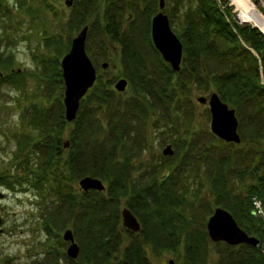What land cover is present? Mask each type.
<instances>
[{
  "label": "trees",
  "instance_id": "obj_1",
  "mask_svg": "<svg viewBox=\"0 0 264 264\" xmlns=\"http://www.w3.org/2000/svg\"><path fill=\"white\" fill-rule=\"evenodd\" d=\"M4 1L0 0V10L6 6ZM104 1L106 4L103 33L110 41H118L121 44L122 62L126 67L127 77L140 86L145 94L151 96V103L149 102L151 106L161 105L164 113L162 116L169 117L167 104L169 99L176 98L177 94L181 96V91L183 92L187 85L189 87L190 84L195 83L199 86L203 85L202 88L206 91H216L224 102L236 110L240 121L239 129L242 128L243 118L245 116L250 118V123L255 127L254 136L247 138L245 135L238 144L225 143L226 141L219 139L233 146H239L250 140L249 150L243 157L244 161L247 158L249 160L246 169L242 172L249 180L245 196L242 199L237 197L233 189L228 187L227 174L221 173L225 169L223 162L226 157L218 158L217 164L212 162L209 168L212 165L217 167L213 168L209 179L211 189L213 188L218 198L216 199L218 207L230 211L241 228L263 242L264 222L255 216L250 207L251 197L254 194L264 201V84L260 78V67L262 66L264 70V34L252 25L238 23L233 15L227 14V12L233 13L231 9L228 8L227 12L220 10L215 0H172L174 4L169 13L171 21L175 19L179 8L186 6V26L183 32L185 35H181V40L184 42L182 68L174 71L153 44L147 23L144 28L135 20L131 23L132 27L121 30L128 9L127 1ZM154 1L151 0L153 5ZM99 5L100 2L97 0H76L77 7L71 14L70 26L87 25L88 17ZM92 26L89 29V37L90 30L91 32L94 30ZM136 39L144 44V48H149L156 59L154 65L149 64L147 52L135 43ZM199 55L204 57L203 68L188 70L189 61L195 62V59H199ZM11 63L10 59L4 58L0 53V67H8ZM185 71H189V75H183ZM204 71H206V81L203 76ZM59 80L63 82L61 76ZM8 82L15 84L17 81L9 77ZM104 87L105 84L98 76L86 104L81 105L78 116L73 121L76 126L69 131L70 134L64 141L65 126L67 123H73L65 119L64 106L61 104L56 123L54 119L45 117L46 111L43 109L40 111L42 117H39L37 115L39 110L36 108L30 123L35 127H42V124H45L42 127L45 140L39 142L27 137L24 147L32 144L33 151L38 149L42 153L34 185L39 189L42 181L48 179L54 180L53 184L57 185L56 188L51 186V189L58 193L59 198L53 212L61 214L70 211L72 218H79L80 223L82 222L79 229L75 227L74 230L81 240L80 257L94 264H148L145 244L150 243L152 239L155 247L161 243L170 246L175 236L174 226H185L186 221H182L177 216L180 204L184 202L183 196H179L178 188L185 187L182 175L191 160L183 159L175 167L173 164L168 165L169 172L166 170L162 180H158L155 175L147 180L133 176L132 156L139 149L140 141L134 138L135 141L130 142V135L134 131H138L137 137L141 135V125H144L142 118L147 115V106L142 105L137 99L117 105L111 98L114 90H106ZM84 98L82 101L85 100ZM103 108H105V121L100 115ZM131 123H135L132 128ZM40 136L42 137L43 134ZM67 139L70 140L71 148L67 152V157H63L61 145L64 146ZM193 140L194 142L189 141L184 147L192 149L196 143L195 138ZM174 144L177 145V142L175 141ZM160 165L165 166L164 163ZM67 170L69 173L66 175ZM88 175L107 180L109 185H106L105 191L109 195L104 196V191L97 190L83 191L81 195H75L69 188L68 181ZM0 182L7 184L8 187H12L14 183L9 175L0 178ZM120 196H128L126 203L142 225L139 232L126 230L132 240L124 245V248H122L124 239L119 230L118 204L122 200ZM177 218L178 223H176ZM187 239L194 240V243L189 244L188 249L193 254L188 255V264H206L205 254L199 251L201 242L191 238L189 234ZM261 244L252 246L225 243L227 249L222 252L220 264H264ZM64 255L68 262H76V259Z\"/></svg>",
  "mask_w": 264,
  "mask_h": 264
},
{
  "label": "rangeland",
  "instance_id": "obj_2",
  "mask_svg": "<svg viewBox=\"0 0 264 264\" xmlns=\"http://www.w3.org/2000/svg\"><path fill=\"white\" fill-rule=\"evenodd\" d=\"M69 1L71 4H68ZM126 1L128 9L122 21L121 30L132 27L131 23L136 20L144 28L147 23L151 34L152 18L161 10L159 0H155L154 5L151 0ZM97 2H100L99 7L87 19L89 29L93 25L94 30L92 32L90 30L91 36L88 35L86 48L97 67L98 76L101 77L106 90H114L111 98L117 105L137 99L142 102V105L147 106V115L142 118L144 125L140 127L141 135L137 137L138 131L130 135V142L135 139L140 141L139 149L132 156L134 161L132 175L144 180L155 175L158 180H162L166 170L169 172L168 165L173 164L175 167L183 159L191 160L182 175L185 187L178 188L179 196H183L185 203L180 204L177 216L187 222H185V229L180 225L174 226L175 236L170 246L161 243L155 247L154 240L150 239V243L145 244L148 264H170L171 261L173 264H188V255L193 254L188 249L189 244L194 243V240L187 239L188 234L199 243L201 242L199 251L205 254L206 264H220L222 252L227 249L225 242H214L207 230L209 217L218 207L216 202L218 198L213 188L211 189L209 179V174L217 165L209 167L213 161L217 164L221 156L226 157L223 162L225 169L221 173L227 174L228 187H231L235 195L242 199L249 182L242 172L248 165V158L244 161L243 157L249 150L250 140L239 146L228 145L225 144L227 142L220 141V138L212 132L210 108L197 100L198 96L212 92L204 90L203 85L199 86L195 83L190 84L189 87L187 85L186 89L181 91V96L177 94L176 98L169 99L171 102H167L169 117L162 116L164 113L161 105L159 104L160 107L151 106V96L145 94L140 86L127 77L126 67L122 62L121 44L118 41H110L109 37L103 33L106 2L104 0H97ZM226 2L227 4L225 2L219 4L216 1L220 10L227 12L229 8L232 12L233 6L230 7V2L227 0ZM173 4L172 0H166V8L163 11L168 16ZM4 5H6L5 8L0 10V53L12 63L8 67H0V178L9 175L14 183L12 187H8L7 184L0 182V192L4 193V197L0 198V215L4 219V232L0 234V264H94L80 257L81 250L76 262L71 263L66 260L64 254L67 255L70 242L63 239V233L68 228H72L73 231L75 227L79 229L82 222L80 223L79 218H72L70 211L61 214L53 212L59 198L58 193L52 190L51 186L56 188L57 185L53 184L52 179L42 181L39 189L34 185L42 153L38 149L33 151L32 144L24 147L27 137L39 142L45 140V133H42V127L45 124H42V127H35L30 123L36 108L39 110L37 114L39 117H42L40 111L43 109L46 111L45 117L54 119L56 123L61 104L64 106L65 85L64 80L62 83L59 80V76L63 79L61 60L70 50L72 39L83 28L70 26L71 14L77 7L76 0H5ZM185 7L179 8L173 22L169 16L172 29L180 40L181 35H185L183 33L186 26ZM227 14L233 15L234 18L233 13L227 12ZM181 41L184 46L183 40ZM131 42L133 45V39ZM135 43L147 52L149 64L154 65L156 59L149 48H144V44L137 39ZM199 56L195 62L189 61L188 70L203 68L204 57ZM104 62H108L109 66L104 68L102 66ZM182 74L189 75V71ZM9 77L15 78L17 82L15 84L8 82ZM122 77L128 79V86L125 91H118L115 83ZM260 78L264 84L262 66ZM92 89L93 87L88 91L85 100L81 101V105L86 104ZM63 110L65 114V107ZM100 115L105 121V108ZM134 125L135 123H131V128ZM74 126H76L74 122L66 124L63 141L68 138L69 131ZM254 131L255 127L250 123V118L245 116L242 128L239 129L241 137L245 135L247 138L252 137ZM40 134L43 136L41 137ZM194 138L196 142L194 147L186 149L185 144L189 141L194 142ZM175 141L177 145L174 144ZM168 144L173 145L172 156H165L162 152ZM70 148L71 143L68 148L61 145L63 157H67ZM162 163L165 166L160 165ZM68 173L67 170L66 175ZM79 179L68 181L69 188L75 195L83 193L79 188ZM104 183L109 185L107 180ZM107 195L109 193L104 191V196ZM256 196L258 195L254 194L251 197L250 209H253L252 200ZM127 197L120 196L122 200L118 204L119 230L124 239L122 248L132 240L123 226L121 215L122 209L128 207ZM257 200H259L258 197ZM254 203L258 205L259 201ZM258 212L261 210L258 209ZM178 221L177 218L176 223ZM74 235L81 247L78 233L74 231ZM160 236L163 238L162 234ZM260 243L264 253V241Z\"/></svg>",
  "mask_w": 264,
  "mask_h": 264
},
{
  "label": "water",
  "instance_id": "obj_3",
  "mask_svg": "<svg viewBox=\"0 0 264 264\" xmlns=\"http://www.w3.org/2000/svg\"><path fill=\"white\" fill-rule=\"evenodd\" d=\"M68 4H71L69 1ZM160 9L152 18L151 35L152 41L161 53L163 59L168 62L174 71H179L182 66L184 46L179 36L172 29L168 14L163 9L166 7V0H159ZM89 33V25H85L72 39L70 50L61 60L62 75L65 85L64 107L65 119L68 122L76 120L82 99L94 86L97 77V67L89 56L86 48ZM104 68L109 66L108 62L102 64ZM128 86V79L120 78L115 83L118 91H125ZM202 104H207L210 108L212 120V132L226 142L240 143L242 138L239 133V118L236 110L224 102L220 95L213 91L207 95L197 97ZM65 148L70 146V140L64 142ZM165 156L174 154L172 144H168L163 149ZM80 190L87 192L90 190L105 191L106 184L99 177L85 176L78 181ZM4 193L0 192V198ZM123 226L133 232H139L142 228L141 222L129 207H124L121 211ZM4 219L0 215V234L4 232ZM209 237L214 242H225L229 245L249 244L259 246L260 239L248 234L240 227L230 211L223 207L215 208L213 214L207 222ZM63 239L70 242L67 255L72 259H77L80 254V245L75 239L74 231L68 228L63 233ZM170 264H173L171 261Z\"/></svg>",
  "mask_w": 264,
  "mask_h": 264
},
{
  "label": "built area",
  "instance_id": "obj_4",
  "mask_svg": "<svg viewBox=\"0 0 264 264\" xmlns=\"http://www.w3.org/2000/svg\"><path fill=\"white\" fill-rule=\"evenodd\" d=\"M227 1L230 2L229 3L230 7L233 6L232 12L235 15V18L237 19L239 23H249V24L251 23L252 25L257 26L264 34V31L256 24V19H255V18L261 17V15L264 16V0H243L252 6V12L257 16L255 18H252V17L250 18V15H248V17H245L244 15L246 14V12H243L241 10V8L239 7L237 3V0H227ZM217 2L219 4H222V2H225L226 4V0H217ZM256 201H259V204L258 205H255V203L253 204V211L256 216L260 217L264 221V203L260 198L259 200H257V196L253 199V202H256ZM257 208L260 209L261 212H258Z\"/></svg>",
  "mask_w": 264,
  "mask_h": 264
},
{
  "label": "bare ground",
  "instance_id": "obj_5",
  "mask_svg": "<svg viewBox=\"0 0 264 264\" xmlns=\"http://www.w3.org/2000/svg\"><path fill=\"white\" fill-rule=\"evenodd\" d=\"M237 3L239 5V7L241 8V10L243 12H246V14L244 15L245 17H248V15H250V18L251 17L252 18L257 17L252 12V6L249 3H247V2H245L243 0H241V1L237 0ZM255 19H256V24L264 31V16L261 15V17L255 18Z\"/></svg>",
  "mask_w": 264,
  "mask_h": 264
}]
</instances>
